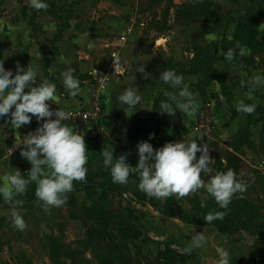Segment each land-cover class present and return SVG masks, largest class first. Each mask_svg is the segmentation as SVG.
<instances>
[{"label":"rangeland","instance_id":"rangeland-1","mask_svg":"<svg viewBox=\"0 0 264 264\" xmlns=\"http://www.w3.org/2000/svg\"><path fill=\"white\" fill-rule=\"evenodd\" d=\"M240 1L44 0L49 5L48 10L36 11L30 7L29 0H0V31L9 27L8 31L17 33L14 47L18 46V49L15 50V57L23 58L29 55V60L37 58L40 49L39 42L51 38L52 45V42L63 38L61 33L65 30L77 31L83 27L93 28L107 19H124L127 27L131 28L128 34L140 32L142 37L158 40L160 45L165 43L161 39L170 37L172 41H175L185 27L194 26L196 30H200L208 24V21L216 17L227 22V27L228 24H233L232 26L242 24L249 27L254 26L257 33L260 31L258 38V35L253 37L250 34H243L242 37L239 34L243 41L228 39L223 33L222 38L216 42H206L202 46L194 44L187 48L192 50V56L183 64L175 65L170 61L167 62L166 66L169 69L177 68L178 74L190 76V78L198 77L200 80L194 87L198 85L197 88L203 91L205 78L209 75V65L213 61L211 59L217 55L215 50L220 48V44L224 41L226 52L233 47L237 49H233V59L228 60L229 62L237 63L242 60L245 71L249 67V72L254 69L264 77V48L256 44L259 40L264 46V17H260L264 11V0ZM18 10L21 13L24 11L25 15L21 14L19 17L13 13ZM243 12H253L256 15L250 22H247L243 17ZM53 26L56 28L55 33L49 30V27ZM125 33L126 29L122 35H109L111 41L109 40L107 47H118L119 39ZM4 35L8 39L0 34V45L9 46L10 38L15 37L11 33ZM232 41L234 45L226 47ZM122 42L124 44V41ZM237 43L245 49V55H240V48H236ZM108 48L102 51V64L106 62L110 66L114 64L110 54L114 52L119 57V50L109 51ZM220 58L223 59L226 56L222 55ZM95 71L92 78L99 74L106 76L103 70ZM120 72L122 74L118 75L125 73L123 68ZM224 96L227 102L231 100L228 87ZM253 103L257 105V109L263 110V114L258 112L251 115L246 114L249 118L247 127L231 139L224 141L226 149H222L221 155L215 160L214 166L217 171L226 172L229 168L234 169L238 179L248 185L245 193H237L233 197L222 220L205 222V216L208 213L225 211L214 198L209 196L206 189H200L186 198L177 199L176 196H172L167 200L159 201L155 198H148L140 191L137 186L139 181L136 183L129 181L127 185H119L113 183L111 175H108L103 179H98L94 186H88L92 187V192H95L96 201L91 198L87 204V195L76 194V198L68 197L65 206L52 209L51 213L54 217L50 219L46 217L48 223L42 219L38 223L39 226H32L29 218L26 221L27 228L24 232L12 227L14 234L12 241L1 236L0 264H51L47 241L53 236L74 251L76 262L81 261V264H85L82 261L84 259L96 264L95 248L85 245L87 233L92 228L100 226L114 234L121 230L131 229V227L135 229L134 233L138 231L140 235L134 240L135 244L129 243L127 249L133 257L138 256L139 259L142 257V261L145 257L151 260L158 252L169 249L172 254L184 255V264H217L219 255L216 248L222 247L229 253V264H264V88L258 95L249 96V104ZM208 104L205 100L203 109L211 118V108ZM230 109L231 112L236 111L231 107ZM213 124L214 128L207 135L200 130L196 132V135L200 137L197 143L202 141L207 144L208 140L215 143L211 139L215 137L218 129L214 122ZM194 125L195 123L190 129L192 133ZM92 137V142L97 141L95 143L98 145L97 149L93 148L98 152L101 151L105 141L110 143L106 136L94 134ZM7 153L15 155L10 154L9 151ZM21 174L26 179L25 173ZM99 190L102 191L99 192ZM99 200H101L102 207L98 203ZM0 201L3 202L4 199L0 197ZM219 227L225 230L221 231ZM197 233H204L207 238L204 247L194 249L190 255L184 253L183 250L190 245L192 236ZM147 238L153 242H142ZM63 261L65 264H70L69 259L64 260L63 258ZM112 264L124 263L114 261Z\"/></svg>","mask_w":264,"mask_h":264},{"label":"crops","instance_id":"crops-1","mask_svg":"<svg viewBox=\"0 0 264 264\" xmlns=\"http://www.w3.org/2000/svg\"><path fill=\"white\" fill-rule=\"evenodd\" d=\"M240 2H242V0ZM13 13L19 15V17H21V14H23L22 16L25 15L24 11L21 13L19 10L16 12L13 11ZM255 15L253 12H243V17L246 18L247 22H250ZM260 17H264V11L263 15ZM232 25L233 24H228L227 27V22H223L222 19H220L209 22L200 30H196L194 26L185 27V30L180 32L181 34L176 37L177 39H175V41H172L173 39L170 37H166L161 39L165 42L161 43V45L158 43V40L146 39L142 37L140 32H132L128 34L126 41L120 48H108L107 44L111 39L108 36L122 35L127 24L124 19H107L99 22L97 26L93 28L83 27L77 31L65 30V32L61 33L63 38L52 42L53 46L50 42L51 38L39 42V54L35 60H29V55L23 56V58L21 56L15 57V50L18 49V46H16V48L14 46L16 45L15 41L18 35L13 31H8L9 27H6V30L2 29L0 31V34L5 36L4 34L11 33L15 38H10L11 44L9 46L0 45V59L4 60L5 68L11 70L14 75L17 63H19L22 68L30 66L37 69L38 78L36 85L33 86H38L40 80H47L54 83L57 88L54 98L55 103L49 101V104L61 105L70 109H78L82 105L88 103V86L92 80L94 69L106 72L107 84L104 91V109L102 116L96 123H92L82 130L71 127L74 132H80L85 137L88 151L87 165L90 164L87 166V176H95L106 170L103 165V157L101 156L103 147L111 148L112 146L114 149V159L118 158L116 149L122 151H125V149L128 150L127 153L130 154L127 157V162L134 168L137 166L139 159L137 145L142 141L150 143L154 149H159L168 142L180 141L190 143L191 139L200 140V137L192 133L190 129L195 123L196 117L203 110L205 100L209 103L208 105L211 108V119L218 129L215 137L211 139L215 141V143L213 144L211 143L212 141L209 140L207 142L210 149L209 155L211 159L214 160L210 167L214 171H217V168L214 166L215 160L221 155V150L226 149L224 141L231 139L239 131L247 127L249 121L246 114L238 113L237 111L231 112L230 107L236 109V102L238 100H243L244 103L249 104V96L258 95L264 87H258L250 92V89H252L250 81L253 76H261V74L254 69L249 72V67L245 71L242 60L236 63L229 62L226 58H220L227 52H223L220 48H217L215 50L217 59L211 62V68L218 81L224 82L226 88H229L231 100L229 102L226 101L220 84L215 80L211 81L207 86H204L203 91L205 97H201L196 89L198 85L196 88L194 87L200 79H198V77L190 78V76L183 75L185 77V83L189 85V90L198 98L197 114L193 117L184 116L179 111L176 112L174 117L169 116L167 113H160V103L166 100L164 92L178 93L180 89H174L170 85L163 84L159 81V78L163 71L169 70L166 66L168 61L175 65H181L188 61L192 56V50H188L187 48L192 45L197 44L198 46H202L205 45L206 42H216L218 39L220 40L222 38L221 36L223 33H225L226 38L233 39L238 24L235 26ZM28 29H30L29 26ZM49 30L51 33L56 32L54 26L49 27ZM258 37H260V35H258L257 38ZM5 38L8 39L6 36ZM104 48H108L109 51L114 49L117 51L119 50L120 63L125 71L123 75L112 72L108 63L103 62L102 64V51ZM231 49H234V47ZM247 51L249 52V49ZM139 67H144L145 74H147L148 78H145V74L136 71ZM69 68L75 70L74 76L79 79L80 87L83 90L80 95L74 98L65 90L60 76L62 72ZM175 70H177V68H175ZM128 87L138 88L139 93L142 95L141 103L134 108H128L127 105H122L118 102V96L126 91ZM173 107H175V105H173ZM152 112L157 116L150 118L148 122L144 124L143 122L146 120V116ZM256 112L261 115L263 114L262 109H256ZM8 119V117L0 119V178L6 173H15L18 169L21 173H25L26 179H28L27 174L31 169L30 162L22 158L20 154L9 155L7 152L10 148L16 147L23 135H27L30 132V124L22 126L20 129H14L11 127L10 123H5ZM184 120L187 122L188 127L184 126ZM121 129H123V136L120 135ZM97 131H102L103 137L106 136L110 140V143H106V141L103 143L104 145L100 152L95 150L98 147V145L95 144L97 141L95 143L92 142V136H94ZM128 133L134 134L135 138L125 145V139L123 137ZM150 135L154 138L149 139ZM199 156L200 153H197V159ZM201 175L202 178L207 181V177H204L203 174ZM97 180L98 179H93L92 182L78 184L74 181V189H78V192H72L68 194V197L74 196L76 198V194L86 195V192H88L91 197L86 200L88 201L87 204H89L91 198L93 201H96L97 199L94 196L95 192H92V187L89 188L88 186H94ZM129 181L136 183L139 181V176L133 173L130 175ZM2 182V179H0V183ZM33 184H35V182H30L27 191L30 190ZM101 191L102 190H99V192ZM0 197L3 198L2 195H0ZM16 200L21 201L17 206L18 212L22 215L25 222L30 218V224H33L32 226H39L38 223L42 219L45 223H48V219L54 217L51 213L53 208L50 212H45L42 202L39 201L36 196L33 200H27L23 196H18ZM46 217L49 218L47 219ZM12 227L11 205L2 202L0 203V237L3 236L5 239L12 241L14 236Z\"/></svg>","mask_w":264,"mask_h":264},{"label":"clouds","instance_id":"clouds-1","mask_svg":"<svg viewBox=\"0 0 264 264\" xmlns=\"http://www.w3.org/2000/svg\"><path fill=\"white\" fill-rule=\"evenodd\" d=\"M29 3L36 11H47L49 8L44 0H29ZM237 48H240V55L246 54L239 43ZM233 55V49H229L225 54L228 60L233 59ZM112 58L114 70L119 73L122 65L118 54L113 53ZM136 71L145 74L144 67H139ZM74 72V69L69 68L60 74L65 90L73 98L83 91ZM37 78V69L30 66L22 68L17 63L14 75L11 70L4 67V60L0 59V119L8 117L5 123H10L14 129L29 125L33 117L37 122L43 121L34 133L30 132L23 138L20 156L31 164L28 179H25L18 169L15 173H6L0 178L3 181L0 183V195L11 205L12 225L21 232L25 231L27 224L17 210L21 201L15 200V197L23 195L30 182L36 183L35 196L42 202L43 210L50 212L52 208L59 209L65 206L68 194L74 191V181L86 182L88 174L86 167L88 151L84 135L74 132L64 123L70 118V112L61 108L50 110L49 101L54 102L56 85L47 80H40L38 86H33L36 85ZM145 78H148L147 74ZM159 81L174 89H180L178 93L164 92L166 100L160 103L161 114L167 113L173 117L177 111L187 117L197 114L198 98L189 90V85L185 83L182 74H178L175 69L165 70L160 74ZM250 83L252 84L250 92L258 87H264V77L255 75ZM141 101L142 95L138 88L128 87L118 96V102L127 105L128 108H134ZM256 109L255 103L245 104L243 100L236 102L238 113L251 115ZM183 123L188 127L185 120ZM152 138L154 137L150 135L149 139ZM196 141L191 139L190 143L168 142L159 149H154L150 143L142 141L137 145L139 159L134 168L127 162L130 153L121 154L114 159L112 146L103 147L101 156L105 168L110 169L113 183L127 185L130 175L135 173L139 176L137 185L139 190L148 198L164 201L176 196L177 199H182L200 189H206L209 196L225 209L223 212L208 213L205 222L210 223L217 219L222 220L233 197L237 193H245L248 185L238 179L234 169L229 168L226 172L214 171L210 167L214 160L209 155L208 144ZM197 153H200L198 159ZM201 174L207 177V181ZM206 239L204 233L192 236L190 245L183 250L184 253L190 255L194 249L204 247ZM216 252L219 255L217 264H229V253L224 248L217 247Z\"/></svg>","mask_w":264,"mask_h":264},{"label":"trees","instance_id":"trees-1","mask_svg":"<svg viewBox=\"0 0 264 264\" xmlns=\"http://www.w3.org/2000/svg\"><path fill=\"white\" fill-rule=\"evenodd\" d=\"M220 19H221L220 17H216L212 19L211 21H208V23L216 21V20H220ZM239 34H241L242 37L244 36L243 34H250L253 37H256L258 35L257 31L254 30V26L249 27V26H245L242 24L237 26V29L233 37L234 41H238V40L243 41V38H241ZM224 42L220 44V50L223 52H225L224 44H226ZM256 42H257L256 43L257 46L264 48L263 44H261L258 41ZM233 45L234 43L232 41V43L229 42L226 47H231ZM216 59L217 57L215 56L211 60H216ZM252 63L253 61L251 62L250 65H252ZM209 66H210L209 75L205 78L206 79L205 86H207L211 81L215 80L220 84L223 94H224V91L226 90L225 83L222 81H218L217 77L215 76L211 68V64ZM196 89L201 97H205L204 91H202L199 88H196ZM155 116L157 115L154 112H152L151 114H148L146 116V120L143 123L146 124L150 118H154ZM123 134H124L123 129H121L120 135L123 136ZM123 138L125 139V145H126L128 142H130L131 140L135 138V135L132 133H128ZM127 151L128 150L126 149L125 151L116 149L118 157L121 154H128ZM108 175H111L110 169H106L105 171L100 172L95 176H87L86 182H92L93 179H103L104 177ZM80 183H83V182H80ZM98 187L100 186L98 185ZM35 191H36V184L32 187V189H30L29 191H26L23 195H20V196H23L27 200H33L35 198ZM77 192H78V189H74L73 193H77ZM86 195H87V198L91 197L90 193L88 192H86ZM16 199L17 197H15V200ZM0 203H2V201H0ZM98 203L101 204V200H99ZM101 207H102V204H101ZM219 229L221 231L225 230L223 229V227L221 228L219 227ZM134 230L135 229H132L131 227V229L129 228V229L121 230V231H118L116 234H114V233L107 231L106 228L102 226H100L99 228L94 227L87 233V236H86L87 240H86L85 246L87 247L91 246L95 248L94 255H95L96 264H112L114 263V261L116 262L119 261L124 264H178V263L184 264L185 256L179 255L177 253L172 254V252L169 249H165L163 252H158L157 255L151 260H149L145 256H144L145 257L144 261H142V257L140 259L138 258V256L133 257L130 254L129 250L127 249V245L129 243L135 244L134 240H136L140 235L138 231L134 233ZM131 237L133 240L131 239ZM144 241L153 242L148 238L143 240L142 242ZM134 246L136 247L137 245H134ZM47 249H48L49 261L51 264H65V261H63V258L64 260L69 259L70 264H81V261L76 262V259H75L76 255L74 251L70 250L68 247L63 245L62 242H60V240L54 236L48 238ZM82 261L85 264H92L91 261H87L84 259H82Z\"/></svg>","mask_w":264,"mask_h":264},{"label":"built area","instance_id":"built-area-1","mask_svg":"<svg viewBox=\"0 0 264 264\" xmlns=\"http://www.w3.org/2000/svg\"><path fill=\"white\" fill-rule=\"evenodd\" d=\"M131 32V28L126 27V33L125 35L120 37V42L117 44L118 47L114 48H120V46L123 45L122 41H126L127 34ZM122 42V43H121ZM116 49H114L115 51ZM116 52V51H115ZM112 52L110 56L112 57ZM111 70H114V64L110 65ZM116 74H122L121 72ZM106 76L104 74L94 75L92 78V81L90 82L88 86L89 91V101L88 103L82 105L78 109H70L66 108L64 106L59 105H50V110H59V108L70 112L71 116L68 120L64 121V123L72 127L74 129H80L82 130L84 127L91 125L92 123H96L99 118L103 114L104 109V91L106 89ZM55 119V117H52ZM43 121L37 122L36 118L33 117L32 121L30 123V132H35V130L42 125ZM214 128V124L211 121V118L208 116V114L203 109L201 113L196 117V122L194 125L193 133L196 135V132L199 130L204 132L206 135L210 133V131ZM29 132V133H30ZM102 131H97L96 135L101 136ZM26 135H23L20 139L19 143L16 145V147L10 148L8 151L11 154H18L23 150V138Z\"/></svg>","mask_w":264,"mask_h":264}]
</instances>
